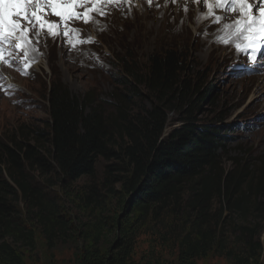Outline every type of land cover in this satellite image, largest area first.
Returning a JSON list of instances; mask_svg holds the SVG:
<instances>
[{"label": "trees", "instance_id": "1", "mask_svg": "<svg viewBox=\"0 0 264 264\" xmlns=\"http://www.w3.org/2000/svg\"><path fill=\"white\" fill-rule=\"evenodd\" d=\"M123 64L126 74L118 80L122 91L112 118L57 80L48 93L49 120L43 127L33 129L30 138L22 132L9 142L0 140V264H24L12 243L33 246L25 213L38 220L49 240L74 230L65 207L32 175L38 173L49 186L55 177L68 188L92 176L100 158L115 163L107 174L127 200L122 217L98 216L79 226L74 236L84 246L77 264H132L139 229L150 215L175 211L173 201L178 209L184 203L188 215L178 264H195L210 254L232 264H264V164L236 160L232 168L240 167L238 172L224 168L231 139L222 127L196 117L214 90L201 73H190L187 57L174 49L154 54L145 68ZM177 118L179 124L168 131ZM216 204L221 223L211 219ZM226 212L229 217L222 216ZM112 234L104 251L102 242Z\"/></svg>", "mask_w": 264, "mask_h": 264}, {"label": "rangeland", "instance_id": "2", "mask_svg": "<svg viewBox=\"0 0 264 264\" xmlns=\"http://www.w3.org/2000/svg\"><path fill=\"white\" fill-rule=\"evenodd\" d=\"M250 1L251 9L261 3V0ZM186 3L187 0H151V3L126 0L123 4L111 6L106 10L109 19L95 16L92 25L80 26L84 36L89 37L93 44L78 46V49H71L58 31L57 35H50L46 29L41 31L37 28L29 33L33 42L29 45L27 75L18 70L25 67L23 53L11 49L13 54L7 59L14 68L10 70L13 83L9 87L0 61V140L9 142L22 132L28 133L26 137L30 138L33 129L43 127L49 120L48 93L57 80L73 95L88 98L93 108L101 109L107 118H112L122 91L118 80L126 74L123 60L126 64L145 68L154 54L174 49L182 52L185 60L187 57L190 73H201L204 84L214 90L196 117L200 122L222 127L223 134L231 139L227 145L230 155L224 168L238 172L240 167L232 168V162L236 160L262 167L264 69L259 65L264 64V59L255 62L237 50L235 37H229L230 30L226 31L225 24L217 19L206 23L211 25L203 32H197L194 14L192 9L191 12L187 10ZM202 8L204 12L203 0ZM245 10L249 9L242 13L237 9L226 10L224 13L230 17V23L226 25H234L231 21L245 16L248 13ZM250 11L249 14L253 15V10ZM51 21L57 20L51 17ZM221 37L229 38V42H222ZM251 70L256 72L249 74ZM218 117L221 119L214 121ZM174 124H179L178 118L169 123L168 131ZM114 164L100 158L92 176L84 177L68 188H62L53 176V185L50 183L49 186L38 173L32 175L41 189L65 207V216L74 225V230L51 241L44 236L38 220L25 213L23 220L34 235L33 246L12 243L24 264H77V256L84 246L83 240L77 234L74 236L79 226L92 224L98 216L111 221L123 215L121 209L127 197L115 177L107 174L109 166ZM187 196L183 195L185 201ZM172 203L177 206L175 211L173 207L158 211L156 215H150L139 229L132 264H178V243L183 231L187 230L183 222L186 223L188 215L183 211L184 203L179 209L178 203ZM219 207L216 204L211 211L214 223H221L215 215ZM222 216L229 217L227 212ZM261 223L264 229V214ZM263 240L264 232L261 235ZM113 241V234L104 238L103 250H107ZM195 264L232 263L223 256L210 254Z\"/></svg>", "mask_w": 264, "mask_h": 264}, {"label": "snow or ice", "instance_id": "3", "mask_svg": "<svg viewBox=\"0 0 264 264\" xmlns=\"http://www.w3.org/2000/svg\"><path fill=\"white\" fill-rule=\"evenodd\" d=\"M238 0H216V6H226L229 3L235 8ZM241 2V12L250 9L251 5ZM151 3V0H149ZM81 6V0H0V61L11 67V62L5 58V53L11 56L10 49H15L23 53L25 67L18 69L22 74L27 75L29 66L30 40L28 33L30 30L44 29L50 35H57V29L68 28V22L74 19H83L88 22L87 12L80 13L72 9ZM61 8L65 10H60ZM259 17H254L249 13L234 22V25H225V30H230V36L237 37L235 48L241 52L252 49L253 53L259 51L258 40H264V8L259 9ZM49 15L59 18V22L47 19ZM39 35V33H37ZM63 35L67 36L68 31ZM222 42L228 43L229 38L221 37ZM255 61V57H250ZM12 87V85H9Z\"/></svg>", "mask_w": 264, "mask_h": 264}, {"label": "bare ground", "instance_id": "4", "mask_svg": "<svg viewBox=\"0 0 264 264\" xmlns=\"http://www.w3.org/2000/svg\"><path fill=\"white\" fill-rule=\"evenodd\" d=\"M178 2V0H177ZM244 3H247L248 5H252V2L250 0L246 1L243 0ZM188 3V4H187ZM187 10L189 12L190 9H192V12L194 14V21H195V29L197 32H203L204 30H206L208 27H210L211 24H206L208 22H212L214 19L218 20L219 22L223 23V24H227L230 23V17L228 15H226L224 12L225 10L221 7H217L216 3H214L213 1H208L207 4H205V10L204 12L202 11V0H187ZM186 6V5H185ZM184 6V7H185ZM204 7V6H203ZM241 7V4H240ZM253 7V6H252ZM177 10V9H176ZM252 12V10L250 11ZM252 15V14H251ZM236 17V16H234ZM239 17V16H238ZM244 17V15L242 17H240L239 19H242ZM183 18V17H182ZM181 18V19H182ZM141 19V18H140ZM180 19V20H181ZM142 20V19H141ZM214 20V21H215ZM232 20V19H231ZM238 20V18H237ZM232 22V21H231ZM141 23V22H140ZM173 23V22H172ZM174 24V23H173ZM143 25V24H141ZM143 27V26H142ZM186 28V26H185ZM150 29V28H149ZM146 30V29H145ZM153 31V30H152ZM157 33V31H156ZM145 35V34H144ZM230 37V35H229ZM234 38H232L233 40ZM235 39L237 40V37H235ZM38 60V59H37ZM41 60V59H40ZM50 64V63H49ZM4 75L6 76V78L9 80V84L8 85H12L13 83V74L7 70L6 68L2 69Z\"/></svg>", "mask_w": 264, "mask_h": 264}, {"label": "clouds", "instance_id": "5", "mask_svg": "<svg viewBox=\"0 0 264 264\" xmlns=\"http://www.w3.org/2000/svg\"><path fill=\"white\" fill-rule=\"evenodd\" d=\"M58 32H61V30H59ZM87 39H89V37H87ZM66 44L71 48V49H73L67 42H66ZM7 68V69H9V71L10 70H12V68L11 67H9L8 65H5L4 63L2 64V66H1V71H2V69L3 68ZM2 73H3V71H2ZM3 91H4V89H3ZM5 92V91H4Z\"/></svg>", "mask_w": 264, "mask_h": 264}, {"label": "water", "instance_id": "6", "mask_svg": "<svg viewBox=\"0 0 264 264\" xmlns=\"http://www.w3.org/2000/svg\"><path fill=\"white\" fill-rule=\"evenodd\" d=\"M122 216H123V215H122ZM122 216H121V217H122Z\"/></svg>", "mask_w": 264, "mask_h": 264}]
</instances>
